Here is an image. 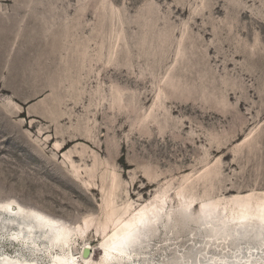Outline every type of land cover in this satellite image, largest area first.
Returning a JSON list of instances; mask_svg holds the SVG:
<instances>
[{
    "label": "rangeland",
    "instance_id": "1",
    "mask_svg": "<svg viewBox=\"0 0 264 264\" xmlns=\"http://www.w3.org/2000/svg\"><path fill=\"white\" fill-rule=\"evenodd\" d=\"M238 193L264 194V0H0V201L91 221L94 264L110 202L121 216L166 194L133 259L176 264L207 239L171 221L222 216ZM209 199L217 215H199ZM11 225L2 215L0 260L30 258ZM85 247L67 249L82 261ZM208 249L204 263L238 256ZM240 261L264 264V248Z\"/></svg>",
    "mask_w": 264,
    "mask_h": 264
},
{
    "label": "bare ground",
    "instance_id": "2",
    "mask_svg": "<svg viewBox=\"0 0 264 264\" xmlns=\"http://www.w3.org/2000/svg\"><path fill=\"white\" fill-rule=\"evenodd\" d=\"M32 114L33 111L30 110L29 115ZM59 145L60 144L58 143L57 146ZM64 158L69 159V154L65 153ZM71 164L76 170V165L73 162H71ZM84 183L91 186L90 181H84ZM115 190L116 189L113 188L111 194H113ZM181 194V192H178V196H181ZM217 201L218 200L215 201L209 199L201 202L199 204V215L203 213L205 215H217L215 213V209L218 211L220 208V203ZM114 202H108L109 212L106 215L107 222L105 221L106 223L102 224L101 240L98 247L101 254L99 260H96L94 264H129V262L132 264H138L133 259V255L139 256L144 254L141 251L147 249L150 245L149 243H146L143 246L138 243L140 235L137 236L136 232L141 234L138 226L139 224H143L145 220L155 219L158 211L164 212L166 194L158 196L155 198V201L147 204L145 203L139 208H134L129 204L123 209L121 216L118 213ZM185 204H187V208H190L189 206L192 205L198 206L195 196L194 198H189L188 201L180 199L178 208L185 207ZM209 207L214 209L213 214H211L212 209H205ZM222 211V216L217 215L209 221L200 222L199 224L192 221L191 215H181L180 224H175L171 221L170 227L167 228L169 229V233L175 234V232L186 230L190 225H193L195 226V231L191 234L198 236L199 238L203 237L207 239V241L203 244V248L198 249L197 247L188 250L183 256L177 258L176 264H242L240 261L242 246H245L248 250L257 249V251L264 248L263 193H238L233 195L227 202V205L223 206ZM2 215H6L9 221H17L16 226H10L15 231L12 233L11 240L14 244H18L20 247L26 249L29 253H31V255L30 258L23 257L22 259L3 256L0 260V264H90L94 259L91 251L88 256H84V251L91 248L89 242L86 240L88 234L93 231L91 221L86 222V226L83 228L82 226L72 225L61 219L51 217L39 210L25 208L15 201H0V218ZM170 220L171 218H167L164 222H158L157 226H159V228L165 227ZM228 222L231 223V226H229ZM253 223L254 225H258L259 228L252 226ZM246 224L249 227L252 226L250 228L252 231L249 232L248 230L244 233L242 230H239L240 227L245 226ZM5 228V226H2L1 230H5ZM258 229H261V231ZM146 230L147 228L142 229L141 231ZM134 231H136L135 234ZM154 236L155 234L150 240H152ZM133 238H136L137 241L136 239L133 241ZM79 240H83L86 243V249L84 248L82 252V261H78L76 258L77 256L68 253L67 249V247L71 248V245ZM221 241L224 242L228 248L238 253V256L233 261H229L225 257L220 259L211 258L206 263L200 261L201 254L205 253L209 246H217V242ZM123 244H127V247L124 248ZM259 261L260 260H257L256 262ZM150 263L151 262L148 264ZM140 264H147V261L145 259H141Z\"/></svg>",
    "mask_w": 264,
    "mask_h": 264
},
{
    "label": "water",
    "instance_id": "3",
    "mask_svg": "<svg viewBox=\"0 0 264 264\" xmlns=\"http://www.w3.org/2000/svg\"><path fill=\"white\" fill-rule=\"evenodd\" d=\"M147 225V220H145V222H143V224H139V226H138V228H139V230H140V232L142 233V229H146V226ZM244 227V226H243ZM259 228V227H258ZM135 230V229H134ZM135 232L136 231H134V234H135ZM137 233V236H139L140 237V239H141V237H142V234H138V232H136ZM135 239L136 238H133V241H135ZM139 239V238H138ZM142 239H143V237H142ZM136 241H137V239H136ZM123 247L124 248H126L127 247V244H123ZM90 254V250H88V249H86L85 250V252H84V256H88Z\"/></svg>",
    "mask_w": 264,
    "mask_h": 264
}]
</instances>
